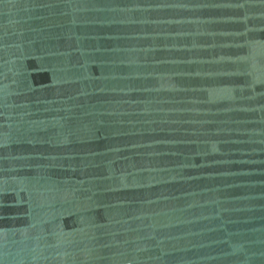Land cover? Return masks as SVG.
I'll return each instance as SVG.
<instances>
[{
	"label": "water",
	"instance_id": "95a60500",
	"mask_svg": "<svg viewBox=\"0 0 264 264\" xmlns=\"http://www.w3.org/2000/svg\"><path fill=\"white\" fill-rule=\"evenodd\" d=\"M0 264H264V0H0Z\"/></svg>",
	"mask_w": 264,
	"mask_h": 264
}]
</instances>
